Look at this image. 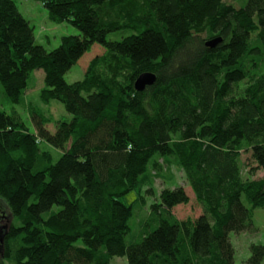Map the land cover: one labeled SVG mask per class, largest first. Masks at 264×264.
Listing matches in <instances>:
<instances>
[{
    "label": "trees",
    "instance_id": "16d2710c",
    "mask_svg": "<svg viewBox=\"0 0 264 264\" xmlns=\"http://www.w3.org/2000/svg\"><path fill=\"white\" fill-rule=\"evenodd\" d=\"M34 1L80 35L49 51L15 0H0V84L22 104L43 70L41 103L58 101L71 118L30 106L31 131L16 110H0V200L9 211L0 217V264H234L229 234L256 231L264 208V177L255 178L264 172V0ZM121 31L131 34L109 40ZM217 37L223 43L206 46ZM95 45L105 52L68 83ZM144 73L157 80L138 92ZM172 166L203 214L179 219L173 209L190 198L164 188L128 244L134 207L146 201L127 196L171 179ZM250 250L247 263L263 264L264 245Z\"/></svg>",
    "mask_w": 264,
    "mask_h": 264
},
{
    "label": "rangeland",
    "instance_id": "374dc122",
    "mask_svg": "<svg viewBox=\"0 0 264 264\" xmlns=\"http://www.w3.org/2000/svg\"><path fill=\"white\" fill-rule=\"evenodd\" d=\"M246 1L247 0L237 1L235 2V5L236 7H241L246 3ZM15 2L18 5L21 14L29 21L31 27L33 28L36 43L42 45L47 50L52 51L56 49L61 44V40L64 36L80 35V31L68 22H64L62 24L52 22L49 18L48 10L42 3L34 0H15ZM227 2L231 3V0H227ZM130 34V31H121L110 34L108 38L111 41H121L124 37L129 36ZM99 49L100 45H95L92 52L86 54V58L82 59L72 67V69L65 75V79L68 83H75L84 78L90 56H92V54ZM104 52L105 51L103 49H100V51L96 53L98 55H102ZM44 77L45 74L43 70H37L34 73L28 82V90L24 96L25 102L22 104L11 103L6 96L2 85L0 84V110H5L9 113L16 110L31 131H34V124L33 118L30 114V106L37 108V110H41L44 114L57 120H69L71 118L62 103L58 101H53L50 105H44L41 103L40 91L44 87ZM49 128L52 131L55 130L54 125H50ZM48 149L52 150L56 159H59L61 153L51 148ZM242 160L246 164L248 163L251 167L257 166V164L250 159L249 154H243ZM169 173L170 176H172L170 177L171 179L163 181V179L160 178L156 180L155 184L143 187L140 193L134 192L127 196L126 201L128 203H132L139 198L140 195L144 197L146 201V207L142 208L143 202L141 200L134 207L135 216L132 220L133 232L127 237L128 244H132L138 239L137 236L140 234V230L142 229L139 225L140 221L147 216L152 204L160 202V193L164 188L174 189L183 187L190 198L189 204L178 205L173 209L174 214L179 219H196L203 214V209L196 201L191 187L187 184L183 171L176 166H172L169 171L166 172L165 176H168ZM261 177H264V172L262 170L256 171L255 178ZM149 190H152V192H149ZM139 205L141 207H139ZM5 214L9 216L8 208L0 200V217H6ZM254 223L256 227V231L254 232H231L229 234L230 242L235 250L234 264H248L247 261L251 255V245H264V208H258L255 210ZM77 245L81 246L83 245V242L80 240L77 242ZM6 264L12 263L6 261ZM110 264H128V261L126 257H114L110 261Z\"/></svg>",
    "mask_w": 264,
    "mask_h": 264
},
{
    "label": "water",
    "instance_id": "95a60500",
    "mask_svg": "<svg viewBox=\"0 0 264 264\" xmlns=\"http://www.w3.org/2000/svg\"><path fill=\"white\" fill-rule=\"evenodd\" d=\"M223 43L222 37H217L206 42V46L210 48H215ZM157 77L153 73H144L138 77L135 82V88L138 92H143L147 87L155 84ZM0 242H3V236H0Z\"/></svg>",
    "mask_w": 264,
    "mask_h": 264
},
{
    "label": "flooded vegetation",
    "instance_id": "af4514ba",
    "mask_svg": "<svg viewBox=\"0 0 264 264\" xmlns=\"http://www.w3.org/2000/svg\"><path fill=\"white\" fill-rule=\"evenodd\" d=\"M2 227H0V230H1Z\"/></svg>",
    "mask_w": 264,
    "mask_h": 264
}]
</instances>
